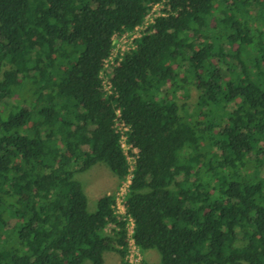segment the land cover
Wrapping results in <instances>:
<instances>
[{"label":"trees","instance_id":"16d2710c","mask_svg":"<svg viewBox=\"0 0 264 264\" xmlns=\"http://www.w3.org/2000/svg\"><path fill=\"white\" fill-rule=\"evenodd\" d=\"M156 2L164 15L106 67ZM117 112L138 151V248L264 264V0H0V264H126L114 194L90 212L76 179L102 164L124 180Z\"/></svg>","mask_w":264,"mask_h":264},{"label":"built area","instance_id":"2783aa9c","mask_svg":"<svg viewBox=\"0 0 264 264\" xmlns=\"http://www.w3.org/2000/svg\"><path fill=\"white\" fill-rule=\"evenodd\" d=\"M159 7V8H158ZM156 8V9H155ZM164 4L163 2H156L150 4V8L148 14L146 15L143 23L137 27H135L132 31H125L126 34L122 35V37L129 36L131 41L129 43V47L127 48V52L135 47L134 40L139 38L143 33L147 30L149 25L153 24L155 19L159 16H163L164 12ZM117 35H114L112 40ZM124 54V50L121 52L113 53V49L111 51L110 56L105 60V66L108 67L114 63H116V59H119ZM103 87L106 91L109 90L110 83L106 77V75L101 73ZM114 128L115 132L118 134V143L121 146V149L126 157V161L128 163V173L125 176L124 180L119 184L116 194H114V205L112 209L114 214L118 219H122L125 223V232H126V242L127 245L125 248L126 253V264H143L140 249L135 244L133 239L134 233V220L127 214L126 208V194L128 192V188L132 179V171L134 169V163L137 157V149L133 147L131 144L127 142V133L129 128L124 124V122L120 119L119 112L116 113V117L114 119ZM109 231L111 232L113 229H116L114 223H110L108 225Z\"/></svg>","mask_w":264,"mask_h":264},{"label":"rangeland","instance_id":"374dc122","mask_svg":"<svg viewBox=\"0 0 264 264\" xmlns=\"http://www.w3.org/2000/svg\"><path fill=\"white\" fill-rule=\"evenodd\" d=\"M159 8V7H158ZM156 9V8H155ZM151 10V9H150ZM149 10V11H150ZM126 34L125 32H123ZM123 33L118 34L113 39V53L121 52L124 50V53L127 52L129 43L131 41L129 36L122 37ZM255 75H262L258 72H255ZM184 93V91H183ZM200 91L194 86L188 88L185 92L187 98L185 100H179L181 103H185L188 107L196 104ZM12 105H8L7 109H12ZM190 110L193 111L191 108ZM76 179L82 184L84 192L88 200V210L94 212L97 208V202L100 197L107 194H116L119 184L116 177L113 173L104 165L97 164L91 167L86 172L80 173L76 176ZM109 231V228L106 229ZM142 262L147 261L148 263H158L160 260L159 254L154 250H149L142 252L140 250ZM105 262L104 264H121V259L118 253L116 252H106L104 255ZM89 264V263H86Z\"/></svg>","mask_w":264,"mask_h":264}]
</instances>
